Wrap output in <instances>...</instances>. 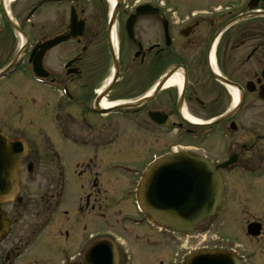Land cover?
I'll return each instance as SVG.
<instances>
[{"label":"flooded vegetation","instance_id":"obj_1","mask_svg":"<svg viewBox=\"0 0 264 264\" xmlns=\"http://www.w3.org/2000/svg\"><path fill=\"white\" fill-rule=\"evenodd\" d=\"M44 129L79 154L71 216L57 210L62 169ZM0 134L24 145L0 201V264H114V251L116 264H184L181 234L136 203L149 167L177 154L222 178L216 215L194 229L221 214L223 237L203 249L264 264V0H0ZM106 214L110 228L84 234Z\"/></svg>","mask_w":264,"mask_h":264},{"label":"water","instance_id":"obj_2","mask_svg":"<svg viewBox=\"0 0 264 264\" xmlns=\"http://www.w3.org/2000/svg\"><path fill=\"white\" fill-rule=\"evenodd\" d=\"M23 148L22 143L10 144L0 134V201L9 199L16 191V164ZM222 189L217 167L187 154H177L149 167L140 183L138 199L154 222L189 233L197 223L215 213ZM1 226L0 223V229ZM101 246L109 244L101 242ZM187 264L238 262L228 253L209 251L192 254Z\"/></svg>","mask_w":264,"mask_h":264},{"label":"rangeland","instance_id":"obj_3","mask_svg":"<svg viewBox=\"0 0 264 264\" xmlns=\"http://www.w3.org/2000/svg\"><path fill=\"white\" fill-rule=\"evenodd\" d=\"M12 114V113H10ZM35 131L29 132L27 133L28 136V140L29 143H37L42 139L37 140V136L39 133H34ZM44 132L46 133L47 136H49L50 140H52L55 144V150L58 152L59 158H60V166L62 169V181H63V189H62V194H61V198H60V202L58 205V209L60 210V208H64L67 211L70 212V216L72 214H74V208L77 206L78 203V199L79 197L82 195V187L86 185V180L85 179H79L75 173V165H74V160L76 158L79 157V154L77 152H74L72 150H69V148H64V146L61 143V140L56 137L54 134L50 133L49 131H47V129H44ZM12 135V134H10ZM34 136V137H33ZM40 143V142H39ZM37 153L38 156L41 157L40 155H45L44 151L40 148H37ZM44 171V166L42 164H39L36 167V171H35V175L34 178L36 179V182L39 180V175L42 178L43 174L39 173L41 171ZM39 173V174H38ZM38 174V175H37ZM23 175L25 176V174L23 173ZM24 176L22 178H24ZM27 180L30 181V183H32L30 188H44V182H38L36 184V187H33V182L31 181V177L28 175L26 177ZM43 180L45 181V175L43 176ZM24 182V181H23ZM47 182V180L45 181ZM129 189L124 188L123 191L118 192V197H125L128 194ZM131 198H129V202L125 203L126 207H130L131 206ZM60 207V208H59ZM110 218L108 216V214H106V219L103 220L101 219L100 221H96L94 224L91 225H86V228L84 230V234H89L92 233L94 235L99 234L100 232H104L106 231L108 228L111 227L112 224H110L112 221H110ZM221 219H222V215L219 214L216 219H213L212 223L213 225H211L208 228V231L201 233L202 231H195L193 232L192 236H181V241L183 242V244L186 246V249H184L185 253L188 252H193V251H197V250H202L203 248L206 247H211L212 245L218 243L215 242V237L218 238H222V232H221ZM61 220L63 222H67L65 221V218H61V216L59 215L58 217H56L55 220H52V222H61ZM105 221H108V223H104ZM76 219L73 220L72 223L75 224ZM148 227L150 229V224H148ZM124 234H120L122 236V238H127L128 232L125 231L123 232ZM150 234V233H149ZM129 236V235H128ZM130 238V237H129ZM126 240V239H125ZM219 241V240H218ZM165 243H167V241H164ZM38 243V241L33 245V248L36 246V244ZM168 244V243H167ZM166 245V249H168V246ZM170 244V243H169ZM221 244V243H220ZM218 244V245H220ZM174 246L171 245L170 249L171 251L174 253ZM172 253V255H173ZM182 256L181 258L177 260L174 256L171 257V255L169 257H167V253L164 257H162L161 259L163 261H161L160 264H181L182 263ZM59 260V258L57 257H50L47 258V263L49 262H53L54 264L57 263V261ZM159 258L158 259H144L142 260L140 263L141 264H159ZM133 263H136V259H133Z\"/></svg>","mask_w":264,"mask_h":264},{"label":"bare ground","instance_id":"obj_4","mask_svg":"<svg viewBox=\"0 0 264 264\" xmlns=\"http://www.w3.org/2000/svg\"><path fill=\"white\" fill-rule=\"evenodd\" d=\"M171 82H172V81H170V82L168 83V85L171 84ZM143 198H144V196H143ZM144 201H145V198H144Z\"/></svg>","mask_w":264,"mask_h":264}]
</instances>
